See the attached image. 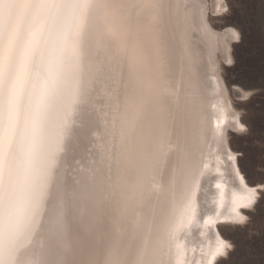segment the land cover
Returning a JSON list of instances; mask_svg holds the SVG:
<instances>
[{"label": "snow or ice", "instance_id": "6c2138e0", "mask_svg": "<svg viewBox=\"0 0 264 264\" xmlns=\"http://www.w3.org/2000/svg\"><path fill=\"white\" fill-rule=\"evenodd\" d=\"M22 2L30 13L23 43L18 45L15 37L0 32V264H173L162 257L176 232L196 220L197 185L193 181L182 194L172 195L165 217L158 222L130 212V206H140L143 184L160 190L154 176L170 135L166 122L145 118L143 105L130 98L128 89L129 84H142L141 73L158 51L159 41L154 39L129 54L120 47V40L129 18L143 12L146 19L157 9L167 10L173 27L182 33L188 23V5L185 0ZM234 38L239 37L234 34ZM185 62L181 50L174 83L178 92L190 97V85L183 79ZM114 72L122 82L121 92L104 117L99 167H91L68 188L58 180L66 132L84 94L98 82L111 80ZM215 128H220L219 122ZM238 128L246 130L243 125ZM238 159L242 155H229L230 161ZM236 172L243 183L238 168ZM174 182L169 177V187ZM222 187L216 185L218 190ZM245 189L247 195L232 201L231 213L238 222L245 219L239 207H250L257 194L264 193V183L250 188L245 184ZM123 223L132 238L151 237L152 246L145 241L128 259L130 252L121 243L118 227ZM211 223L212 217L206 216L204 225ZM101 225L110 232L102 254L79 252L78 239L103 241ZM42 229L47 230L48 248L55 258L45 260L43 254L25 258L22 250ZM228 247L217 238L208 264L225 255ZM181 255L182 248L177 246V257ZM175 264L183 261L177 259Z\"/></svg>", "mask_w": 264, "mask_h": 264}, {"label": "bare ground", "instance_id": "6f19581e", "mask_svg": "<svg viewBox=\"0 0 264 264\" xmlns=\"http://www.w3.org/2000/svg\"><path fill=\"white\" fill-rule=\"evenodd\" d=\"M161 2L167 3L168 0H161ZM185 3L188 5V23L182 33L173 27L165 9L153 10L146 19L143 12L139 17L129 18L122 32L120 47L129 54L135 53L136 50L142 48L146 43H151L154 39L159 41L158 51L151 57L147 69L141 73L142 84L138 86L129 84L128 89L130 98L143 105L145 118L151 122H166L170 135L165 155L159 157L157 174L154 176L155 183L159 185L160 190L155 192L147 183L143 184L139 188L140 206H130V212L145 221L158 222L166 215L170 197L182 194V191L190 188L192 182L195 181L197 185L194 196L197 208L196 220L190 226L176 232L174 241L165 249L162 258L165 261L171 259L173 264L181 257L188 260L184 264H208L210 259L208 253L215 247L217 238L227 242L219 230V224L223 221L238 222V219L231 213L233 199L247 195L245 184L249 188L252 186L242 174L237 160H229V155L236 154L229 144L228 132L230 129H239L238 125H242V123H240L239 113L233 106L229 91L221 77L219 50L222 49L226 52L227 60L231 59L230 39L232 36L229 32L223 34L216 30L210 23L211 3L209 5V0H185ZM226 6V0L215 1L217 13H221ZM24 12L25 15L23 14L24 18L20 26L19 24L16 26L12 35L16 38L18 45L23 42L24 36L21 31L25 23L24 19L29 13L26 8H24ZM16 20V16L14 19L11 18L5 35L12 30ZM7 36H11L10 33ZM228 37L230 38L228 39ZM87 43L89 41L86 40ZM181 50L186 54L183 79L190 85L192 92L190 97H186L182 91L178 92L174 83L176 56ZM95 61L96 58L93 55L92 62L95 64ZM103 83L106 84L104 90L107 91V106H101L100 112L96 110L99 114L94 110L96 114L92 115L85 110L95 101L97 102V96L101 97L103 94L102 86L98 82L92 91L86 92L81 98L73 116V120L81 123L88 119L91 121V118H95L101 123L98 126V138L95 139L99 148L103 144L104 117L110 112L114 99L120 94L122 82L114 72L113 78L102 80V85ZM217 122L220 124L218 130L215 128ZM75 128L77 130L74 133L77 138L81 139L78 142L80 147L86 129L79 126ZM71 134H73V130H70L69 125L58 160V180L63 185L66 183L63 181L66 168L64 165H68L66 160L70 159L68 140L70 142ZM76 144L74 138L73 147ZM84 162L85 165L82 170L78 171L73 184L75 181L81 180L91 167H99L97 155ZM209 168H213L215 171L217 168V171L221 170L224 174H218V176L209 174L211 171L208 172ZM237 168L239 175L244 177L243 183L238 179ZM75 170L77 169L75 168ZM169 177H173L175 181L172 187H169L168 184ZM217 184H221L223 187L218 190ZM221 193L223 194V206L220 204ZM211 198H213L212 201ZM208 204H211L212 207H208ZM243 208L245 207L241 205L238 210L240 215L245 218ZM204 214L212 217V223L208 226L204 225ZM196 226L198 231L205 232L206 235L203 239L202 237L198 239V242H193L190 231L197 228ZM118 227L121 243L130 252L128 259L132 258V254L145 241L147 246H152L151 237L132 238L126 223L120 224ZM39 234L45 240V260H53L55 257L48 248L47 230L42 229ZM108 241L109 239L102 242V249L97 253V256L102 254L103 246ZM32 244L33 241L22 250L24 254L27 255ZM177 246L182 248L183 256L177 257Z\"/></svg>", "mask_w": 264, "mask_h": 264}, {"label": "rangeland", "instance_id": "374dc122", "mask_svg": "<svg viewBox=\"0 0 264 264\" xmlns=\"http://www.w3.org/2000/svg\"><path fill=\"white\" fill-rule=\"evenodd\" d=\"M215 1L209 0L210 23L216 30L223 34L229 32L232 36L231 59L227 60L226 52L219 50L220 73L232 104L239 113L240 123L246 129L243 132L239 129H230L229 144L236 155H242L243 159H238L237 163L249 185L253 186L264 183V0H226L227 6L221 13L215 11ZM234 34L239 38L235 39ZM99 85L102 86V96H97V102L85 109L92 115L96 114L94 110L100 112L101 106H107V91L104 90L106 84L102 85L100 81ZM95 107L96 109H93ZM91 119L81 123L72 118L70 122V130H73L70 142L68 140L70 159L66 160L68 165H64L66 168L63 176L65 186L68 188H71L73 180L77 178L78 171L83 169L84 161L98 156L99 147L95 139L98 138V126L101 123L95 118ZM76 126L86 129L80 147L78 142L81 139L74 133L77 130ZM74 138L77 144L73 147ZM213 168L208 169V172L211 170L209 174L214 176L224 174L223 171H217V168L215 171ZM213 202L215 203V200ZM208 207H212L211 204H208ZM243 212L246 215L243 222L219 224V230L230 247L215 264H264V193H258L255 202L250 207L243 208ZM99 230L103 233V241L110 238L108 227L101 225ZM190 232L193 242H198V239L201 237L203 239L206 235L205 232L198 231V227ZM103 241L92 238L78 239L76 247L81 253L97 255L102 249ZM44 243L45 240L40 234L36 236L27 255L24 254L25 258L43 254L45 259ZM180 260L183 264L188 262L185 257H181Z\"/></svg>", "mask_w": 264, "mask_h": 264}, {"label": "water", "instance_id": "95a60500", "mask_svg": "<svg viewBox=\"0 0 264 264\" xmlns=\"http://www.w3.org/2000/svg\"><path fill=\"white\" fill-rule=\"evenodd\" d=\"M16 1L17 0H0V32H3L4 34L7 33V27L11 23L10 22L11 18L14 19L15 16L17 18V20L13 24L12 30L9 32L11 36L13 35V32H14L16 26L18 24L20 26V23L23 20L24 15H25V12H24L25 6H24L22 0H18L17 4H16ZM6 3L10 5L8 8L4 7V5ZM24 20H25V23H24V26H23L22 31H21V33L23 32V34H24V35L22 34V36H24L23 41H24L26 32L28 30V27H29L30 13H28L27 18L25 17ZM24 29H25V33H24ZM21 33H20V35H21ZM223 222H225V221H223Z\"/></svg>", "mask_w": 264, "mask_h": 264}]
</instances>
